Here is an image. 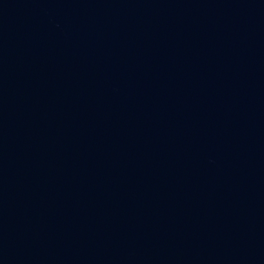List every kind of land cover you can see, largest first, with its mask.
<instances>
[{"label":"water","instance_id":"95a60500","mask_svg":"<svg viewBox=\"0 0 264 264\" xmlns=\"http://www.w3.org/2000/svg\"><path fill=\"white\" fill-rule=\"evenodd\" d=\"M0 264H264V0H0Z\"/></svg>","mask_w":264,"mask_h":264}]
</instances>
